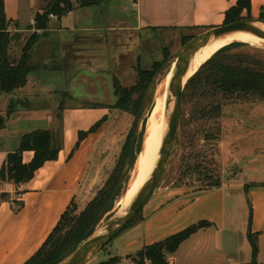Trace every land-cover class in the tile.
Segmentation results:
<instances>
[{
	"label": "crops",
	"instance_id": "crops-1",
	"mask_svg": "<svg viewBox=\"0 0 264 264\" xmlns=\"http://www.w3.org/2000/svg\"><path fill=\"white\" fill-rule=\"evenodd\" d=\"M49 1L0 0L9 33L15 36L37 33L39 37L26 86L10 95L0 91V118L4 119V126L0 129V172L8 155L19 148L21 138L27 133L48 130L61 142L58 159L47 162L30 182L3 184L1 191L11 198L0 206V264L27 263L44 245L66 210L84 197L83 192H88L89 183L86 185L85 182L103 133L102 127L108 123L111 113L118 111L114 108L117 101L114 103L110 99L111 103H107L110 87L114 89V81L118 80L122 86L130 88L120 80L123 69L120 65L109 72L111 76L107 80L98 76L99 85L96 79L91 80L82 72L88 70L86 65L90 64L91 56H85L88 53L77 49H86L92 44L99 46L107 38L102 33L119 31L115 30V25L94 23L81 26L80 12H89L86 13L89 16L93 8L101 7L103 3L76 8L62 18L52 16L48 29L37 31L34 29L35 17L43 12ZM72 1L77 5L78 0ZM154 1L135 0L133 6H139L140 12L133 27L124 29L126 32L167 28L151 23L147 17L152 13L151 7L161 8L155 6ZM164 1L162 8L168 10L166 13L171 17L170 22H174L173 28L184 26L203 33L224 25L226 13L239 0ZM143 2L148 3L146 8H143ZM250 14L254 17L251 19L260 18L264 14V0H251ZM247 15L245 10L243 16L248 18ZM75 33L87 35L74 39L71 34ZM94 33L99 35L91 37L90 34ZM21 50L22 47L19 51L17 46L11 48L10 58L18 61ZM77 64L80 65L78 69ZM77 78L88 87L93 99L85 106H68L62 96L67 95L69 81ZM96 84L103 88L105 96L102 100L97 97ZM11 103L12 113L8 114ZM60 113L61 121L57 118ZM103 119L104 123L90 133ZM80 133L89 134L79 143ZM33 158L34 152L27 151L23 154V163L29 164ZM230 168L228 172L223 169L227 176L222 177L221 186L209 190H183L174 186L157 188L142 209V219L127 229L130 235L117 249V256L135 255L146 246L206 222L209 226L183 242L169 257L168 264H264V181L237 179L243 169L234 164ZM250 236L257 240L256 255ZM95 261L96 257L90 263Z\"/></svg>",
	"mask_w": 264,
	"mask_h": 264
},
{
	"label": "rangeland",
	"instance_id": "rangeland-1",
	"mask_svg": "<svg viewBox=\"0 0 264 264\" xmlns=\"http://www.w3.org/2000/svg\"><path fill=\"white\" fill-rule=\"evenodd\" d=\"M134 3L135 0H110L103 2L101 7L93 8L89 16L86 15L89 12L85 11L79 14L81 26L99 23L105 26L115 25L117 26L115 30H119L113 33H102L107 35V42L104 40V42L99 44L101 47L92 44L89 45L90 47H85L86 49H77L78 52L88 53L85 56H91L89 58L90 64L86 65L88 70L82 71L91 80L96 79L99 85L98 76L107 80L111 76L109 72L112 73L114 67L120 65V67H123L120 80L123 85L131 87V85L138 82L135 72L137 67L143 70H155L153 83L143 95L139 116L134 118L129 113L119 110L113 111L108 123L102 127L103 133L99 137L97 148L92 158V166L85 182L86 185L89 183L88 192H83L84 197H81L80 201L73 205V211L71 212L73 216L80 214L84 210L97 191L104 186L114 172L120 161L124 146L130 137L131 145H129L128 151L124 156V162L121 165L123 168L122 173H126L129 177V182L125 185L122 195L116 200L113 210L101 220L95 232L102 231L113 217L120 215L126 209V206L124 209L120 206L118 207L117 204L124 197L130 183L135 180L138 158L146 150V140L148 139L146 128L143 143L141 140L144 121L147 119L148 123L153 113L157 95L163 91L167 80L171 78L176 58L188 45H185V42L188 38L196 37L202 33V31H196L184 26L173 28L172 26L174 25L172 23L174 22H170L171 17L166 13L168 10L162 8L163 4L166 3L164 0H155V6L160 5L161 8L151 7L150 11L152 13L147 14V17L151 23L167 28L159 27L143 29L140 32L130 33L131 30L126 32L124 29L133 27L136 16L140 12L139 6L134 7ZM142 5L143 8H146L148 3L145 5L143 2ZM251 16L254 18L253 14ZM144 22L149 24V21ZM10 34L14 40L10 44L9 50L17 46L19 51L22 47L21 58L23 49L33 43L34 34H23V36H15L11 32ZM71 35L76 39L87 34L75 33ZM97 35L99 34H90L91 37ZM15 41L18 44L16 43L15 45ZM239 44L242 45L240 48L242 51L253 52L254 50H260L264 52L262 47ZM13 51L12 53H14ZM33 52L34 50L30 54ZM8 55L10 56L9 52ZM76 68H80V65L77 64ZM78 74H76L77 77H79ZM114 76L117 77L116 74ZM60 82L62 83V81ZM69 84L67 95L62 96L66 105L85 106L92 101L93 97L90 90L80 78L75 81H69ZM98 85L97 97L102 100L105 96L104 91ZM109 94L111 95L107 98V103L110 104L111 101L116 103L117 98L114 94L113 86L110 87ZM192 108L193 105L190 103L183 105L182 115L185 116L184 120L187 124L182 129V132L178 131L177 133L171 157L157 188L174 186L183 188V190H209L216 183L217 178L214 177L209 180L208 177L210 175H217L220 179L223 176L226 177L227 173H224L223 169H226V172L231 171L230 167L233 164L243 169L242 174H238L237 179L264 181V103L235 102L225 105L222 110V118L218 122L212 121L209 123L206 121L189 122L192 116ZM131 131L132 134L130 135ZM213 136L216 138L207 139V137ZM141 143L143 145L142 152L131 169L130 163L134 157L136 158L137 150ZM141 174L138 175V180L141 179ZM128 231L122 232L106 249L98 252L96 254L97 261L90 264H100L112 256H117V249L123 246L124 241L130 235ZM135 255L118 257L122 260L121 264H132L134 262L131 263L132 260L130 261L128 257Z\"/></svg>",
	"mask_w": 264,
	"mask_h": 264
},
{
	"label": "trees",
	"instance_id": "trees-1",
	"mask_svg": "<svg viewBox=\"0 0 264 264\" xmlns=\"http://www.w3.org/2000/svg\"><path fill=\"white\" fill-rule=\"evenodd\" d=\"M110 0H78L77 5L72 0H50L42 13L35 17L34 29L45 32L48 29L50 17L62 18L76 8H90L98 6ZM251 0H239L237 5L231 8L225 17L224 24H231L245 19L243 16L246 10L248 19L250 14ZM264 19V14L261 15ZM195 37L188 38L185 45L189 44ZM33 43L23 49L22 57L14 61L8 55L10 44L13 42L8 32V22L4 12V5L0 2V91L2 94L10 95L26 86L27 75L30 71L32 60L31 51L39 39L37 33L33 35ZM239 43H233L219 52L203 64L200 69L189 80L183 94V105L192 104V116L189 122L207 123L218 122L222 116L225 105L235 102H261L264 103V52L260 50L242 51ZM158 68V67H157ZM138 82L130 87H124L118 81H114L117 103L115 109L131 114L134 118L139 116L140 105L144 93L152 85L155 78V70L137 69ZM12 113V103L9 106L8 114ZM182 115L179 131L182 132L185 123ZM61 121V113L57 116ZM104 119L90 130L95 132L103 123ZM147 119L143 125V137L145 134ZM189 124V123H188ZM4 126V119L0 118V129ZM89 133L79 134V143ZM132 134V131L130 135ZM129 135V136H130ZM128 136V137H129ZM216 138L207 137V139ZM130 137L124 146L121 158L114 172L106 183L100 188L94 198L87 204L84 210L73 216L71 213L74 203L66 210L61 220L50 234L41 249L25 264H60L69 257L83 242L91 237L101 220L109 214L116 200L125 190L129 177L123 172L122 163L129 145ZM137 150L136 158L131 161V169L135 165L138 156L141 154L143 145ZM61 150L60 138L48 130H36L25 134L20 141L19 148L10 153L0 172V206L10 200V195L2 192L5 183L16 185L30 182L36 172L47 162L58 159ZM27 151L34 152V158L29 164L23 163V154ZM217 178L216 183L210 187L221 186L222 181L217 175H210L208 178ZM142 219V210L125 229H129ZM209 226L206 222L193 225L182 232H179L164 241L141 249L135 256L128 257L135 264H168V258L175 254L180 245L188 240L201 228ZM124 230V231H125ZM123 231V232H124ZM253 253H257V240L250 236ZM105 247L104 249H106ZM118 256H112L100 264H121Z\"/></svg>",
	"mask_w": 264,
	"mask_h": 264
},
{
	"label": "water",
	"instance_id": "water-1",
	"mask_svg": "<svg viewBox=\"0 0 264 264\" xmlns=\"http://www.w3.org/2000/svg\"><path fill=\"white\" fill-rule=\"evenodd\" d=\"M262 26H264V19L261 18H245L231 24L221 25L196 36L179 54L174 63L175 69L167 94V131L162 139L159 156L151 174L124 213L113 217L102 231L94 232L91 237L60 264H89L98 252L107 247L130 225L157 190L171 157L180 128L183 112V94L192 76L187 80L185 78L191 69L192 61L197 52L209 45L214 39L239 32L264 39Z\"/></svg>",
	"mask_w": 264,
	"mask_h": 264
},
{
	"label": "bare ground",
	"instance_id": "bare-ground-1",
	"mask_svg": "<svg viewBox=\"0 0 264 264\" xmlns=\"http://www.w3.org/2000/svg\"><path fill=\"white\" fill-rule=\"evenodd\" d=\"M262 28L264 29V26H262ZM233 42L264 48V39L255 37L248 33L239 32L222 38L214 39L209 45L197 52L192 61L191 69L189 70L185 80L193 76L200 69V67L210 60L219 50ZM172 69L171 78L167 80V84L163 91L157 95L153 113L146 125L148 139L146 140V150L140 155L136 164L137 176L135 180L130 183L124 197L117 204L118 207L120 206L122 208L126 206V209L124 208L125 210L122 213L128 209L138 191L147 181L158 159L162 139L167 131L166 101L169 84L175 69V64L173 65ZM140 173H142V176L144 174L143 180L142 176L141 179L138 180V175Z\"/></svg>",
	"mask_w": 264,
	"mask_h": 264
},
{
	"label": "built area",
	"instance_id": "built-area-1",
	"mask_svg": "<svg viewBox=\"0 0 264 264\" xmlns=\"http://www.w3.org/2000/svg\"><path fill=\"white\" fill-rule=\"evenodd\" d=\"M9 32V31H8ZM168 260H169V258H168Z\"/></svg>",
	"mask_w": 264,
	"mask_h": 264
}]
</instances>
